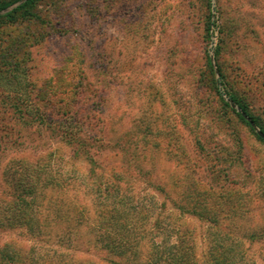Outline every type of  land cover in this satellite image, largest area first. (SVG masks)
I'll list each match as a JSON object with an SVG mask.
<instances>
[{
    "label": "rangeland",
    "instance_id": "rangeland-1",
    "mask_svg": "<svg viewBox=\"0 0 264 264\" xmlns=\"http://www.w3.org/2000/svg\"><path fill=\"white\" fill-rule=\"evenodd\" d=\"M37 11L43 22L0 26V264H10L2 259L10 245L27 247L37 264H110L86 223H97L99 206L114 201L106 184L120 169L122 194L150 212L143 235L161 219L169 227L156 240H175L183 226L201 259L213 236L262 238L237 250L264 256V136L230 97L264 122V0H46ZM19 31L33 43L15 58L14 74L10 36ZM13 100L31 120L18 117ZM81 131L104 138L91 147L96 174L67 141ZM119 139L123 152L113 147ZM19 160L47 165L36 175L31 227L10 213ZM209 168L221 188L210 189ZM173 199L188 209L210 203L219 228ZM78 208L87 216L81 226Z\"/></svg>",
    "mask_w": 264,
    "mask_h": 264
},
{
    "label": "trees",
    "instance_id": "trees-1",
    "mask_svg": "<svg viewBox=\"0 0 264 264\" xmlns=\"http://www.w3.org/2000/svg\"><path fill=\"white\" fill-rule=\"evenodd\" d=\"M17 0H0V13L8 10ZM46 0H24L14 8L2 16H0V26L8 24L19 26L28 24L30 22H43V19L37 11L39 5ZM49 18L51 15L48 13ZM51 19V18H50ZM50 30H45L43 37L49 34ZM20 33V34H19ZM23 36H20V35ZM11 35V34H10ZM30 32H18L14 40L10 36V71L14 74L20 72L19 62L15 59L20 53V50L31 46L33 41L29 42ZM18 52V53H17ZM1 72V70H0ZM230 97L241 107L242 111L255 123L262 134L264 135V122L261 118L251 112L249 106L243 102L239 97L230 94ZM15 113L23 121L28 122L31 120L29 112L24 107L21 101H11ZM228 105V103H227ZM238 118L247 123L251 128L244 116L233 110ZM1 114V113H0ZM3 118H0V120ZM28 119V120H27ZM81 134H71L68 137V142L73 146L74 156L87 161L91 165L92 174H96L97 168H100L99 161L91 154V147L95 142H102L104 138L92 137L87 132H80ZM67 134V133H66ZM67 136V135H66ZM261 138V137H260ZM264 141V138H261ZM108 142L111 140H107ZM201 145L200 140L197 141ZM75 144V145H74ZM102 146V143H101ZM112 148V145L110 146ZM114 148L124 151V145L121 139L114 143ZM19 168L14 172V197L10 200V213L15 217H24V219L31 220L32 223L28 225L31 227L35 221V202L38 201V188L39 180L36 179L38 172L46 171L47 165L30 161L19 160ZM214 165L213 162H211ZM212 167V166H210ZM43 168V169H42ZM225 176L231 177L232 171L230 166H226ZM208 174L212 175V186L210 189L221 188L216 181L217 175H214V170L208 169ZM126 172L123 170H112L107 186V191L114 197V201L103 208L99 206L98 222L86 223L88 227L96 231L95 245L97 244L103 252L107 254L106 259L110 264H264V256H254L248 253L240 252L238 247L244 245L247 241L250 244L262 243L263 240L256 239V236H250L247 240H236L224 236H213L208 238V252L204 258L201 259L197 250L196 242L192 232L188 231L185 227H180L176 230V239H172V234L166 236L161 240H156L157 233L169 227L163 220L158 219L152 225L151 236L142 234V230L146 233L148 231V221L150 219V212H147L146 207L136 205V200L132 196L123 195V183L125 182ZM239 178H232L230 183H238ZM215 184L217 186H215ZM223 195V194H221ZM220 195V196H221ZM169 197V196H168ZM152 199L155 197H151ZM170 198V197H169ZM172 200V198H171ZM155 203V202H154ZM173 204L178 207L183 213H192L202 219H207L214 229L219 228L220 219L219 213L216 209H210V203L201 206L196 203L193 209L186 208L183 204L178 203L173 199ZM166 205V203H164ZM151 211H155L154 205ZM141 214V218L140 215ZM79 218V225L81 226L87 220V216L80 208L77 209ZM10 226H14L10 220ZM211 229V228H210ZM157 230V231H156ZM213 230V229H212ZM151 231V230H150ZM155 231V232H154ZM220 233V232H219ZM220 235V234H219ZM98 240V241H97ZM147 243V244H145ZM27 247H21L19 252L14 245L7 247L8 252L3 253V260L10 259V264H37L40 263L38 256L29 257L25 255ZM33 252H36L33 248ZM22 251V252H21ZM110 258H108L109 256ZM72 264H103L91 258H79L74 260Z\"/></svg>",
    "mask_w": 264,
    "mask_h": 264
},
{
    "label": "water",
    "instance_id": "water-1",
    "mask_svg": "<svg viewBox=\"0 0 264 264\" xmlns=\"http://www.w3.org/2000/svg\"><path fill=\"white\" fill-rule=\"evenodd\" d=\"M242 113L250 120V122L252 123V124H254V125H256L255 123H253L252 121H251V119L246 115V113L245 112H243L242 111ZM259 132L262 134V132L260 131V129H259ZM263 135V134H262ZM264 136V135H263Z\"/></svg>",
    "mask_w": 264,
    "mask_h": 264
}]
</instances>
